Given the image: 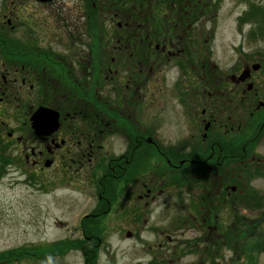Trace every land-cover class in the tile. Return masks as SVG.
Returning <instances> with one entry per match:
<instances>
[{
  "label": "flooded vegetation",
  "instance_id": "af4514ba",
  "mask_svg": "<svg viewBox=\"0 0 264 264\" xmlns=\"http://www.w3.org/2000/svg\"><path fill=\"white\" fill-rule=\"evenodd\" d=\"M22 1L33 6L29 18ZM61 1L14 0L13 10L22 17L11 29L10 49L4 46L12 59L0 62V95L25 99L29 113L46 107L59 114L58 131L34 137L37 148L25 157L33 173L77 174L84 185L95 178L99 212H111L124 198L125 209L143 204L133 207V227L155 204L156 192L160 196L166 187L179 196L180 184L196 208L208 209L209 223L217 209L236 212L246 194L243 172L264 178V157L256 155L264 142V55L229 76L219 75L215 64L207 65V46L197 51L195 36L177 29L176 20L174 28L163 29L161 20L148 29L146 12H128L131 0H73L72 6ZM19 20L27 25L32 45L20 39ZM53 40L57 46L50 45ZM165 60L181 70L175 107H186L182 116L194 122V134L183 143L149 136L142 117L147 81L152 76L165 81L159 70ZM252 65L259 69L239 81L242 70ZM120 135L123 151L114 155L112 144ZM148 151L160 169L158 190L146 181Z\"/></svg>",
  "mask_w": 264,
  "mask_h": 264
},
{
  "label": "rangeland",
  "instance_id": "374dc122",
  "mask_svg": "<svg viewBox=\"0 0 264 264\" xmlns=\"http://www.w3.org/2000/svg\"><path fill=\"white\" fill-rule=\"evenodd\" d=\"M13 1L0 0V62L3 63L12 59L11 56L6 59L2 52L6 49L4 44L9 49L13 44L15 37L11 29L18 18L22 17L14 12ZM64 2L72 6L73 0H63L60 5H64ZM167 2L164 15L158 20L164 22L162 28H174L172 21L176 20L177 29L190 30L197 40V51L201 52L206 46L210 50L211 60H207V65L211 67L215 64L219 75L229 76L241 69L244 63L251 62L254 56L264 55V40L250 38V32L256 28L255 23L241 25L239 22L249 5H264V0ZM124 6L118 3V7ZM20 7L27 8L30 13L28 18L33 15V6L27 5L26 1H22ZM131 9L130 5L129 13ZM38 15L41 16V13L38 12ZM182 20L184 25H181ZM147 25L152 28L154 23L149 22ZM19 30L23 44L32 45L30 32L22 20H19ZM105 35L101 34L100 37L104 44L107 39ZM53 41L50 45L57 46L59 41ZM165 61L159 70L165 72L167 80L156 81L152 76L147 81L145 92L148 96L146 103H143L142 117L149 136L152 134L163 141L175 139L183 143L194 134V122L182 116L186 107H175L176 100L173 101V98L179 88L175 81L181 70L175 66L174 61ZM181 62L180 58L178 66ZM19 103V113L23 116L15 112ZM25 105V99L0 95V158L3 159L0 162V254L32 246L46 248L81 238L80 221L93 211L96 201L95 178L90 184L84 185L79 183L77 174L62 176L52 170L38 174L33 173L31 165L26 164V155L30 154L31 148H37L38 143L25 125V114L28 115L29 109ZM159 120L163 123L157 122ZM155 122L158 126H154ZM137 125L135 128L138 133L143 134L144 129ZM153 128L156 131H152ZM249 130L245 128V132ZM8 133L13 134L11 138L7 137ZM123 138L121 135L115 137L112 144L114 155L123 151ZM256 155L264 157V142L258 147ZM146 166V181L158 190L159 166L153 160L147 162ZM243 178L247 195L244 194L237 211L217 209L210 215V223L205 213L208 209L200 211L196 208L182 192L181 184L178 192L181 196L165 191L166 187L162 188L164 192L160 196L156 192L155 204H149L144 216L137 213L141 218L135 227L131 223L133 207L142 209L143 204L138 206L134 203L130 209H125L124 198L118 208L101 222L103 232L98 264H264V239L258 240L256 237L259 233L264 234V197L260 196L264 194V178L245 172ZM129 191L126 190V193ZM201 199H205V194ZM216 215L220 216L219 223L213 219ZM232 216L238 220V225L235 228L231 226L233 229L227 228L224 234L226 229L220 228V224H228L226 222L231 221ZM243 231L248 238L243 239ZM128 233L132 234L131 238H127ZM229 234L231 237L227 239ZM254 242L259 250L256 253L246 248ZM10 264L41 263L24 259ZM47 264H84V259L79 251H70L64 258L49 260Z\"/></svg>",
  "mask_w": 264,
  "mask_h": 264
},
{
  "label": "trees",
  "instance_id": "16d2710c",
  "mask_svg": "<svg viewBox=\"0 0 264 264\" xmlns=\"http://www.w3.org/2000/svg\"><path fill=\"white\" fill-rule=\"evenodd\" d=\"M134 7L133 12H136L139 8L148 14H151L152 11L155 12L156 6L150 4L139 3L137 0H132L131 4ZM151 8V11H150ZM149 15L145 16V20L149 22ZM239 22L241 25L244 24H252L256 25L254 31L250 32V38L255 39L259 38L264 40V5L261 4H251L249 5V9L243 13V16L240 17ZM102 42L101 44H103ZM4 57L9 59L10 55L9 52L4 50L3 52ZM92 218H85L81 223V228L84 230V239H79L75 241H64L59 242L56 244H52L47 246L46 248H38V247H30L27 249H16L11 250L8 252H4L0 254V263H14L16 261L24 260V259H32L33 261H39L41 264H47L49 260L54 258H63L65 257L70 251L80 250L84 257L85 264H98V256H99V249L100 244L102 242V234L100 225L98 224V220H91ZM90 221L92 225H89L87 222ZM246 227V226H244ZM256 228V227H254ZM233 229V228H232ZM243 231L241 236L243 239L248 238V235ZM231 236L228 235L227 239ZM259 239H264V234L259 233L256 235ZM264 245V242H263ZM249 252L256 253L258 250L256 243L252 246L246 247Z\"/></svg>",
  "mask_w": 264,
  "mask_h": 264
},
{
  "label": "water",
  "instance_id": "95a60500",
  "mask_svg": "<svg viewBox=\"0 0 264 264\" xmlns=\"http://www.w3.org/2000/svg\"><path fill=\"white\" fill-rule=\"evenodd\" d=\"M258 69L257 66L253 67ZM250 71L247 69L240 75L239 80L244 81L249 77ZM31 127L37 136H49L54 133L58 127V114L52 110L39 108L31 118ZM130 237V235H127Z\"/></svg>",
  "mask_w": 264,
  "mask_h": 264
}]
</instances>
